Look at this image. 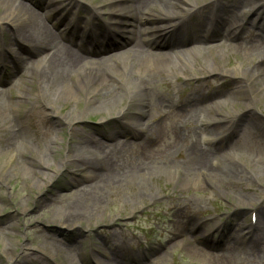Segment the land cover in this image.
<instances>
[{"label": "bare ground", "instance_id": "6f19581e", "mask_svg": "<svg viewBox=\"0 0 264 264\" xmlns=\"http://www.w3.org/2000/svg\"><path fill=\"white\" fill-rule=\"evenodd\" d=\"M28 1H31L32 5ZM225 1L111 0L113 8L123 5L122 2L127 3L119 11L112 13L116 18L127 21L125 28L128 30L122 39L115 35L114 39L109 36L110 42L104 43L101 40L105 41L108 36L105 35L106 31L99 33V23L92 24L91 31L97 32H94L90 39L84 40L81 34L75 36L65 29L66 25L63 28V24L53 22L55 13L51 16L48 11L47 14L38 11H57L62 4L55 0H0V7L3 9L0 13V40H5V33L10 39L0 51L4 60L3 66L9 67L4 75L0 74V159H5L0 164V182L7 187L14 176H23L26 183L34 176L35 186L42 188L44 183L50 181L46 169L52 166L51 158L56 148L44 144L40 149L49 153L31 160V142L26 135V125L32 120L43 121L45 114L39 110L40 106L55 109L57 102L76 99L81 92H86L85 95L91 103L95 99L98 100L92 105L91 111L113 115L122 121L124 131L113 130L109 135H116V140L123 133L127 136V132L135 135L134 137L145 133L142 128L139 130L140 126L144 127L140 118L148 113L149 108H156L158 112L164 111L168 116L180 117L182 114L175 109L166 111V108L178 104L188 113L197 115L196 121L200 127L195 130L200 132L201 141L198 140L189 147L187 159L181 164L168 159L127 165L121 163V159L117 160L119 155L116 153L120 154V151L114 146L116 144L102 143V147L96 146L94 151L89 146L91 136L82 137L79 142L71 144L64 164L84 172L88 183L70 194L68 199L61 198L58 213L62 214V224L74 225L90 218L107 203L108 196L117 191L122 193L128 186L138 189L136 197L159 200L160 196L145 182V177L156 170L175 173L179 167L184 174L191 177L194 185L200 184L201 178L204 182L219 183L220 187L250 182L256 175L263 178V155L259 154L261 158L258 160L252 159L244 151L239 140L232 145V153L224 155L223 158L219 157V160L201 144H211L216 140L220 151L224 142L242 130L241 134L256 139L259 152L264 153V119L251 108V102L244 103L246 108L239 110L238 103L233 101L236 112L226 111L227 113L221 115L231 100H226L227 103L223 101L212 109V112L221 117L212 119L208 113L204 112L203 115L201 112L204 102L197 93L183 97L181 101L156 93L157 83L161 75L165 74L164 67H170L171 73L178 74L184 69L183 66H187L194 73L199 65L208 72L219 71L223 75L230 73L229 75L236 76L238 80L235 81V89L238 93L250 86L252 91L264 99V47L259 43V39H264V0H235L229 3ZM81 6L83 10L91 13V18H101L102 13L98 6L89 7L83 3ZM231 10L239 14V20H230L228 14ZM67 11L64 13L68 14ZM209 11L214 12L213 21H206L202 17V13ZM189 14L198 16L197 21H189ZM65 23L69 24L68 20ZM191 25H195L196 29H191ZM115 30H121V27ZM246 32L250 34L248 43H233L234 39ZM159 34L160 37H157ZM185 36H188L190 44L197 42V45L192 48L186 46L183 40ZM215 41H219V44H214ZM224 41H227L229 46H225ZM65 42L77 45L78 50ZM230 48L235 50V55L242 54L243 58L238 67L227 72L224 67L229 62L225 61L224 57H230ZM153 49L159 53H154ZM111 50L115 51L107 54ZM206 53H211L213 64L207 61ZM173 55L180 63H176ZM34 83L37 91L35 97H31L28 86ZM13 89L22 90V93L15 98ZM240 96L245 98L244 94ZM27 99L35 101L32 108L20 112L19 105L27 102ZM89 112L90 110L81 111L75 115L71 111L65 112V120H68L67 116L73 121L84 119ZM242 115L245 116L244 120H241ZM53 143H56L54 139L51 144ZM174 178H178L176 174ZM255 181L260 182L259 178ZM262 186L264 188V181ZM33 188L34 185L30 187ZM16 192L20 193V197L14 201L13 206L18 211L25 212L29 197H25L23 189L18 188ZM231 197L236 198L242 205L251 204L250 200H245V196ZM2 202L0 192V217L4 215L3 210L6 208L1 205ZM263 212L256 217L255 223L243 229L245 232L241 237L231 241L234 243V252L241 248L242 253L246 255L238 264H264V225L260 220L264 217ZM15 226L11 223L9 228ZM220 228L224 241L230 237L231 232L223 225ZM30 241H39L43 245L30 248L32 253H24L20 264H47V256L59 259L60 264H76L72 252L63 246L66 244L57 237L40 233L38 238ZM10 250V247H5L2 252L7 256ZM37 252H42L43 256ZM101 255L102 257H95L99 264H117L115 258L107 253L102 252ZM212 264L217 263L214 260ZM219 264H237L235 255L229 258L224 253L220 254Z\"/></svg>", "mask_w": 264, "mask_h": 264}, {"label": "rangeland", "instance_id": "374dc122", "mask_svg": "<svg viewBox=\"0 0 264 264\" xmlns=\"http://www.w3.org/2000/svg\"><path fill=\"white\" fill-rule=\"evenodd\" d=\"M230 1L235 0L225 2ZM55 2L62 4L60 8L63 13L69 9L68 14L66 13L67 18L77 23L82 33L88 28L85 19L88 22L92 21L91 13L81 8L82 3L89 7L98 6L102 13L100 21L108 23H113V20L120 22L118 19H113L112 12L119 11L127 5L126 2H122L123 5L113 8L111 0H55ZM38 11L47 14L48 10L38 9ZM2 12L3 9L0 7V13ZM238 15L235 10H231L228 17L235 21L239 20ZM189 18L195 19L194 15H190ZM93 21L96 22V20ZM124 22L127 23L126 20ZM4 35L5 40H0V51L10 40L7 33ZM222 40L219 39V41ZM244 40H250L249 33L242 34L236 40L234 39L233 43L241 44ZM219 41H215L214 44H219ZM259 43L264 47V39H259ZM194 45H197V42L189 47L192 48ZM207 45L210 44L207 43ZM224 45L229 46L227 41H224ZM229 51L230 57H224L225 61L229 62L224 67L227 72L238 67L243 58L242 54L235 55L234 49L230 48ZM206 56L207 61L213 64L211 53H206ZM2 61L0 56V65ZM175 61L180 63L178 58H175ZM169 68L164 67L165 74L161 75L157 83L156 93L159 95L181 101V98L197 93L204 102L201 112L203 115L208 113L212 119L214 117L219 119L223 113H227L226 111L235 113L237 109H234L233 101L238 103L239 110L246 108L244 103L251 102V108L264 119L263 97L252 91L250 86L247 90L238 93L235 89V81L238 80L236 76L233 77L229 75L230 73L223 75L219 71L208 72L199 65L196 66L194 73L187 66H183L184 69L178 74L171 73ZM2 71L3 68L0 66V74ZM28 87L31 97H35L37 91L35 83ZM215 92L217 93L211 96ZM21 93L22 90L13 89L15 98ZM85 94L86 92H81L76 99L57 102L55 109L40 106L39 110L45 114L43 121L32 120L27 123L26 135L31 142L29 156L31 160L49 153L40 149L44 144L54 146L56 151L52 154V166L46 169L50 175V181L44 183L42 188L35 186L34 176L28 183L23 180V176H14L7 187L0 182V192L3 197L1 205L6 207L3 210L4 215L0 217V264H20L24 253H32L30 248L43 245L39 241L38 243L30 241L38 238L40 233L62 240L66 244L63 246L72 252L76 264H99L95 257H102V252L114 257L117 264H212L214 260L219 264V256L222 253L229 258L235 255L237 264L242 262L246 255L242 253L241 248L234 252V243L231 241L241 237L245 232L243 229L255 223V217L260 216V213L264 211L262 186L264 177H257L258 175L250 182L220 187L219 183L204 182L201 178V183L194 185V182L190 180L191 177L184 174L179 167L176 168L175 173L156 170L145 177V182L155 194L160 196L159 200L136 197L135 193L138 189L128 186L122 193L117 191L108 196L107 203L90 218L74 225L60 222L62 214L58 213V208L61 207L62 199H68L70 194L88 183L84 178V172L72 165L64 164L71 144L79 142L82 137L91 136L89 146L94 151L96 146L102 147V143L116 144L114 146H117L116 149L120 151V154L116 153L119 155L116 157L117 160L121 159V163L124 162L127 165L168 159L181 164L187 159L189 147L194 142L201 141L200 132L198 129L195 130L196 127H200L195 113H188L180 105H174L166 108V111L175 109L182 115L168 116L166 112H158L156 108H152L151 104L149 105L152 109L149 108L148 113L140 118V123L144 124V127L140 126L139 130L142 128L146 132L136 137L129 132L127 136L123 133L116 140V135L113 137L109 135L113 130L124 131L122 121L113 115L91 111L92 105L98 100L95 99L91 103ZM240 94H244L245 98ZM226 100L231 101L226 104L221 115L212 112V109L223 101L227 103ZM33 102L35 101L27 99V102L19 105L20 112L32 108ZM202 108L200 106V109ZM86 110L90 112L84 119L73 121L67 116L68 120H65V112L71 111L75 115ZM47 113L49 115L46 116ZM241 117V120L245 119V116ZM188 121L191 122L188 123ZM240 132L242 133V130ZM240 132L224 142L220 151L216 140L211 144L202 142L201 144L219 160V157L223 158L224 155L232 153V145L239 140L244 151L252 159L258 160L261 158L258 155L262 154L264 161V153L259 152L256 139ZM52 139L56 143L51 144ZM109 147L112 148V146ZM3 159L4 157L0 159V164L5 161ZM174 174L178 178L175 179ZM256 178H259L260 182H256ZM33 185L34 188L30 189ZM18 188L25 190V197H29L25 212L18 211L13 206L14 201L20 197V193L16 192ZM230 195L245 196V200H250L251 204L242 205ZM260 220L264 225V217ZM11 223L16 226L9 228ZM221 225L227 228L230 225L231 235L225 242L214 245L217 241L220 242L221 228L219 227ZM5 247L11 249L7 256L2 252ZM37 254L43 253L37 252ZM46 263L60 264V261L47 256Z\"/></svg>", "mask_w": 264, "mask_h": 264}]
</instances>
